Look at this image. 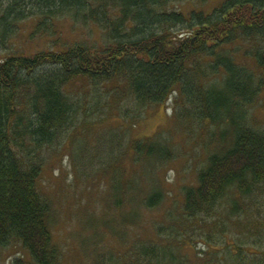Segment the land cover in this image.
<instances>
[{"label":"trees","instance_id":"obj_1","mask_svg":"<svg viewBox=\"0 0 264 264\" xmlns=\"http://www.w3.org/2000/svg\"><path fill=\"white\" fill-rule=\"evenodd\" d=\"M179 1L8 0L0 16V39L12 31L9 18L25 10L38 13L35 31H46L51 24L47 19L52 22L64 15L90 23L98 36L91 44L80 38L58 43V38L51 48L0 58V252L19 242L27 253L14 256L10 264H59L61 252L50 228L52 199L44 198L39 187V155L43 145L53 143L69 124L74 107L65 86L77 78L112 82L113 98L119 101L131 96L143 105H165L173 97L177 126L189 131L199 123L204 136L211 134L208 141L216 142L198 169L196 184L183 187L184 218L179 224L170 219L149 223L146 238L124 239L125 264H222L214 255L200 258L199 251L193 261L182 259L185 245L180 244L188 243L184 238L179 244L161 243L154 233L169 232L173 237L176 227L187 226L181 221L217 216L223 203L221 211L244 215V225L251 222L252 198L264 183V131L248 114L259 98L264 102V0H215L209 9L192 2L183 9ZM130 146L132 152L158 154L163 148L147 137L132 139ZM112 178L117 206L125 185L136 194L129 200L122 227L140 216L148 221L135 202L140 191L133 179L124 185ZM163 198L151 188L141 201L151 209ZM107 221L114 226L113 220ZM232 224L238 230L239 222ZM230 251L227 264H237L233 256L244 264H264V250L248 260L245 247Z\"/></svg>","mask_w":264,"mask_h":264},{"label":"rangeland","instance_id":"obj_2","mask_svg":"<svg viewBox=\"0 0 264 264\" xmlns=\"http://www.w3.org/2000/svg\"><path fill=\"white\" fill-rule=\"evenodd\" d=\"M190 2L209 9L215 0H180L177 4L187 9ZM8 3L0 0V16ZM35 12L25 10L11 18L8 16L14 25L11 33L0 39V58L18 51L32 54L51 48V43L58 38L56 42L65 44L75 38L91 44L98 38L96 27L87 22H74L64 15L52 22L47 19L51 24L46 31H35L38 14ZM1 27L0 23V31ZM112 86V82L94 84L80 78L66 84V95L74 113L69 124L60 130L59 137L43 145L39 155L43 166L39 187L44 198L52 199L50 228L52 242L61 252L59 264H125L121 259L124 239L146 238L150 235L149 223L159 225L170 219L179 224L184 218L180 213L183 187L196 184L198 169L216 149V142L208 141L211 134L204 136L201 124L194 122L189 131L177 126L173 97L165 105H143L131 96L119 101L113 98ZM248 114L253 125L264 131L263 100L259 98ZM145 137L161 143L162 152H132V139ZM112 175L117 183L124 184L132 178L138 185L140 197L135 202L142 206L148 221L143 222L144 217L140 216L141 221L128 219L129 226L122 227L121 220L130 211L129 200L136 194L124 184L120 193L123 201L117 206L116 195L112 194ZM151 188L164 194V198L158 206L147 209L141 199L144 201ZM252 199L254 204L248 216L252 219L245 225L240 223L244 215L221 211L223 203L218 205L217 216L181 221L187 226L176 227L178 234L174 233L173 237L159 230L154 236L161 238V243L175 244L184 238L188 243L180 244L185 245L180 257L186 256L190 261L195 253L201 252L202 259L214 255L222 264H227L231 261L233 246L245 247L247 260L256 259L264 250V183ZM107 219L113 220L114 226ZM231 222H239V231ZM22 254L27 256L20 243L14 242L1 250L0 264H10L14 256ZM234 258L237 264L245 263L237 256Z\"/></svg>","mask_w":264,"mask_h":264}]
</instances>
